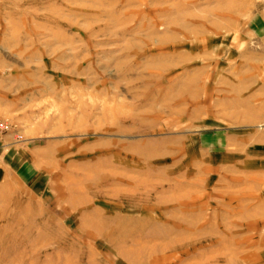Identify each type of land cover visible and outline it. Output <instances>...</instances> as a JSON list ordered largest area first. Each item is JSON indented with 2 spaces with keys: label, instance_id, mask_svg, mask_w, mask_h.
Wrapping results in <instances>:
<instances>
[{
  "label": "rangeland",
  "instance_id": "obj_1",
  "mask_svg": "<svg viewBox=\"0 0 264 264\" xmlns=\"http://www.w3.org/2000/svg\"><path fill=\"white\" fill-rule=\"evenodd\" d=\"M260 56L264 0H0V264H264Z\"/></svg>",
  "mask_w": 264,
  "mask_h": 264
},
{
  "label": "crops",
  "instance_id": "obj_2",
  "mask_svg": "<svg viewBox=\"0 0 264 264\" xmlns=\"http://www.w3.org/2000/svg\"><path fill=\"white\" fill-rule=\"evenodd\" d=\"M256 62L251 77L248 76L247 80L244 77L242 82L235 84L234 89L227 88L220 95L221 106L227 107L221 109L220 117H230L228 120L236 128L253 129L259 126V129H264V57L260 56V61ZM228 107H234L235 113Z\"/></svg>",
  "mask_w": 264,
  "mask_h": 264
},
{
  "label": "built area",
  "instance_id": "obj_3",
  "mask_svg": "<svg viewBox=\"0 0 264 264\" xmlns=\"http://www.w3.org/2000/svg\"><path fill=\"white\" fill-rule=\"evenodd\" d=\"M264 124V123H263Z\"/></svg>",
  "mask_w": 264,
  "mask_h": 264
}]
</instances>
